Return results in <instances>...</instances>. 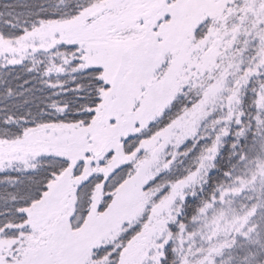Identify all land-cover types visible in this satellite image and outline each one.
<instances>
[{"label":"snow or ice","instance_id":"1","mask_svg":"<svg viewBox=\"0 0 264 264\" xmlns=\"http://www.w3.org/2000/svg\"><path fill=\"white\" fill-rule=\"evenodd\" d=\"M0 264H264V0H0Z\"/></svg>","mask_w":264,"mask_h":264}]
</instances>
